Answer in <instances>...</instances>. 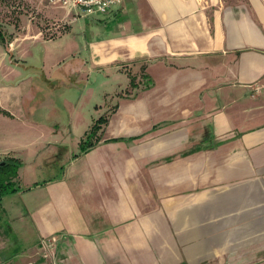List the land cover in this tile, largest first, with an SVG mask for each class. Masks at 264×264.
Segmentation results:
<instances>
[{
    "label": "crops",
    "instance_id": "1",
    "mask_svg": "<svg viewBox=\"0 0 264 264\" xmlns=\"http://www.w3.org/2000/svg\"><path fill=\"white\" fill-rule=\"evenodd\" d=\"M28 1L55 27L78 20ZM86 18L68 51L49 45L72 29L36 25L0 44V160L20 161L0 264H264V0H121Z\"/></svg>",
    "mask_w": 264,
    "mask_h": 264
},
{
    "label": "rangeland",
    "instance_id": "2",
    "mask_svg": "<svg viewBox=\"0 0 264 264\" xmlns=\"http://www.w3.org/2000/svg\"><path fill=\"white\" fill-rule=\"evenodd\" d=\"M73 15L77 16L75 13ZM89 16L80 15L75 23L70 24L71 26H67L65 23L57 22L60 24V26L55 27V25H53V23L51 24V22L56 24V21L52 20V18H46L43 14L38 12L28 0H0V26L2 27L8 40L12 39L15 35L18 36L19 34H25V36H29L30 33L28 31L30 29V25H36L37 27L42 28L41 30L45 37H53L57 32L59 33L65 29H72L69 39L63 42V44L60 43L61 45H58V42H55V44L49 45L50 51L54 54H58L66 49L68 51L69 48H74V46L78 44L80 41L79 38L84 36L83 33L82 35L80 34V26L85 24V21L87 20L86 17ZM48 26L51 30H45V28ZM1 43L3 42L0 41V44ZM29 44L30 41L26 40L23 46ZM43 46L44 45L42 44L41 40H39V42H37V44L31 48L33 51H36V54L34 53V58L38 62L41 60V56L43 54ZM27 59V56H25L22 61ZM73 100L76 101V104H80L84 108H86L87 105L94 108L96 103L97 105L101 103V98L98 97V101L93 102V104H89L87 100H85V97H80L79 93L72 95L70 101Z\"/></svg>",
    "mask_w": 264,
    "mask_h": 264
},
{
    "label": "trees",
    "instance_id": "3",
    "mask_svg": "<svg viewBox=\"0 0 264 264\" xmlns=\"http://www.w3.org/2000/svg\"><path fill=\"white\" fill-rule=\"evenodd\" d=\"M0 41L6 42V35L0 26ZM106 115L98 117L87 130L85 137L81 139L80 150L86 151L94 143L92 137L96 136L97 131L101 128V125L106 122ZM98 138V137H97ZM97 140V139H96ZM20 165V161L12 156H6L0 160V198L8 193L17 190L15 186L14 178L17 176V170Z\"/></svg>",
    "mask_w": 264,
    "mask_h": 264
},
{
    "label": "built area",
    "instance_id": "4",
    "mask_svg": "<svg viewBox=\"0 0 264 264\" xmlns=\"http://www.w3.org/2000/svg\"><path fill=\"white\" fill-rule=\"evenodd\" d=\"M50 4L59 5L76 15L89 16L96 13H107L118 5L121 0H47ZM58 236H48L41 239L43 245V256L50 257L55 248Z\"/></svg>",
    "mask_w": 264,
    "mask_h": 264
}]
</instances>
